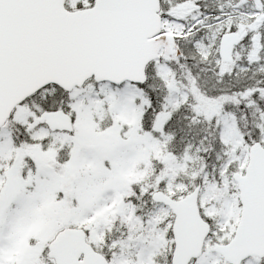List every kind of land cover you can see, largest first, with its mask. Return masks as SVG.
<instances>
[{"label":"snow or ice","instance_id":"1","mask_svg":"<svg viewBox=\"0 0 264 264\" xmlns=\"http://www.w3.org/2000/svg\"><path fill=\"white\" fill-rule=\"evenodd\" d=\"M0 264H264V0H0Z\"/></svg>","mask_w":264,"mask_h":264}]
</instances>
